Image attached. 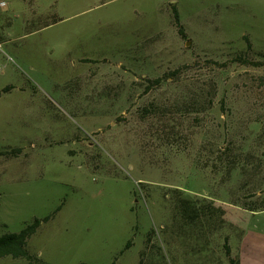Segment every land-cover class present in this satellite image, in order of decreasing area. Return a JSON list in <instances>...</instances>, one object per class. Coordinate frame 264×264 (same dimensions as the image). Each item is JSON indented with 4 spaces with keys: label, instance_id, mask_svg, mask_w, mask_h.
Instances as JSON below:
<instances>
[{
    "label": "rangeland",
    "instance_id": "rangeland-1",
    "mask_svg": "<svg viewBox=\"0 0 264 264\" xmlns=\"http://www.w3.org/2000/svg\"><path fill=\"white\" fill-rule=\"evenodd\" d=\"M0 2V236L52 216L0 264H241L264 0Z\"/></svg>",
    "mask_w": 264,
    "mask_h": 264
},
{
    "label": "trees",
    "instance_id": "trees-1",
    "mask_svg": "<svg viewBox=\"0 0 264 264\" xmlns=\"http://www.w3.org/2000/svg\"><path fill=\"white\" fill-rule=\"evenodd\" d=\"M175 23L178 27H180L179 34L181 36H185V32L181 27L180 16L178 13L177 7L173 6ZM261 208L259 205H255L250 207L249 211L257 212ZM52 216H48L45 219H35L32 223H30L26 228H24L19 233H11L0 236V259L6 257H12L14 259H27L30 256L28 250V242L29 240L38 232L41 228L42 224L47 223L51 220ZM227 253H231V249L229 245H225ZM117 260L110 264H116Z\"/></svg>",
    "mask_w": 264,
    "mask_h": 264
},
{
    "label": "crops",
    "instance_id": "crops-1",
    "mask_svg": "<svg viewBox=\"0 0 264 264\" xmlns=\"http://www.w3.org/2000/svg\"><path fill=\"white\" fill-rule=\"evenodd\" d=\"M240 226L239 259L241 264H264V217L248 216ZM238 226V225H237ZM238 229V228H237Z\"/></svg>",
    "mask_w": 264,
    "mask_h": 264
},
{
    "label": "built area",
    "instance_id": "built-area-1",
    "mask_svg": "<svg viewBox=\"0 0 264 264\" xmlns=\"http://www.w3.org/2000/svg\"><path fill=\"white\" fill-rule=\"evenodd\" d=\"M6 6L5 2H0V8H4ZM2 49V45H0V50ZM4 73V67L0 64V75Z\"/></svg>",
    "mask_w": 264,
    "mask_h": 264
}]
</instances>
